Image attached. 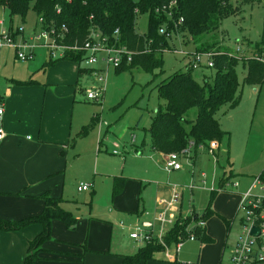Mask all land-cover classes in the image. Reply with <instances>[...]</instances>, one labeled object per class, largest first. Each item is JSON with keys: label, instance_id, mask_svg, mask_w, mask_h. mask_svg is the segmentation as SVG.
Masks as SVG:
<instances>
[{"label": "rangeland", "instance_id": "1", "mask_svg": "<svg viewBox=\"0 0 264 264\" xmlns=\"http://www.w3.org/2000/svg\"><path fill=\"white\" fill-rule=\"evenodd\" d=\"M1 19H6L13 31L22 28L24 33L15 41L19 50L4 48L0 53V96L7 106L25 99L26 107L20 115L27 112V118L38 128L43 123L46 128L56 127L62 135L59 139L64 140L59 141L65 146L59 152L61 168L45 186L46 191L51 190L55 197L65 201L64 208L73 213L77 223L74 229H69L63 222L55 221L46 248L61 254H79L75 264H121L122 256L134 255L145 246L129 237L136 223L143 220L136 217L137 212L145 210L147 218H152L164 196L169 198L173 187H177L183 197L178 208L189 215L187 219L199 214L205 217L208 208L213 210L215 215L206 220L205 233L215 242L200 248L197 233V240L185 242L178 262L167 261L161 253L155 263L229 264L243 229L244 214L237 212L238 193L246 191L250 179L264 172V85L256 88L244 83L245 63L240 62L237 69L241 85L239 105L234 109L225 106L216 114L227 134L220 146L214 152L203 144L189 146V154L180 156L183 169L168 174L161 166L163 158L148 145L143 155L137 151L144 141L146 144L150 141L146 131L156 110L166 107L158 87L189 68L201 87L206 81L212 83L216 73L214 68H208L206 55L201 56L198 69H192L197 45L187 32L179 28L168 38L171 49L159 56L163 73L152 74L141 68L117 72L115 67H110L102 101L91 102L85 100L86 89L99 86L98 80L90 74L79 78V63L61 61L52 68L46 65L50 61V49L45 46L42 24L33 12L25 20L16 17L10 21L9 12L2 9ZM149 22V15L139 14L136 31L147 34ZM263 25L264 0L242 7L222 22L223 48L234 54L240 49L239 54L248 57L252 50L246 45L260 40ZM29 47L34 51V60H18V51L29 53ZM60 55L57 51L56 58ZM97 57L99 62L95 67H88L85 61L81 67L106 70L102 62L104 55ZM14 82L31 84L23 90L17 89L9 98L7 91L13 89ZM197 116V108L187 112V130ZM35 132L26 130L23 136L33 139ZM114 151L119 155H113ZM231 171L235 175L230 182H240V191L233 189L231 183L222 187ZM117 176L126 182L122 194L114 196ZM80 184L92 188L79 193ZM13 192L0 189V218L19 221L42 212L44 202L40 197L26 198ZM42 232V225L36 223L21 232L0 234V264L12 263L18 255L23 258L29 242ZM170 249L173 251L175 246L171 245Z\"/></svg>", "mask_w": 264, "mask_h": 264}, {"label": "trees", "instance_id": "2", "mask_svg": "<svg viewBox=\"0 0 264 264\" xmlns=\"http://www.w3.org/2000/svg\"><path fill=\"white\" fill-rule=\"evenodd\" d=\"M257 1L260 0H0V10L9 12L10 21L16 17L25 20L33 12L41 22L43 31H55L58 46L83 47L95 33L109 47L125 48L131 53L132 60L128 64L125 59L116 69L117 72L141 68L152 74L157 71L163 73L159 56L171 49L168 38L179 28L187 32L197 45L196 53L213 56L216 73L213 82L206 81L204 87L196 83L190 68L186 72L174 74L159 85L158 90L166 101V107L157 109L146 132L151 150L168 156L172 153L181 155L192 144H203L209 148L214 142L221 144L227 134L222 130L216 114L225 106L234 109L241 101L237 71L240 62L246 65L244 83L256 88L264 85V62L241 56L240 49L234 54L223 48L225 37L220 31L224 20ZM171 5L174 6L170 8ZM169 12L171 16H168ZM139 14L149 15V31L145 35L136 31ZM163 25H167L169 37L160 34ZM7 27L13 32L15 41L19 34H23L19 29L13 31L9 25ZM249 47L251 53L264 57V25L260 40L252 45L248 43L246 48ZM85 57L83 51L66 50L63 57L56 59L50 51V61L46 65L54 66L61 61L79 63L78 76L81 78L93 72L81 67ZM193 108L198 109V116L187 130L185 115ZM145 146L143 142L141 148ZM233 176L230 172L223 180L222 187ZM125 182L123 177L114 178V196L123 192ZM42 199L45 206L39 215L19 221L0 218L1 233L21 232L36 223L42 225L43 232L29 242L23 264H36L48 252L45 246L52 239L54 221L63 222L69 229L76 227L77 219L64 208L63 199L55 198L50 192L44 194ZM214 215L211 208L205 212L206 219ZM190 221L180 220L175 234L170 238L175 239L177 235L185 237V229ZM197 233L202 235L199 238L202 245L214 242L202 231ZM162 252V248L157 245H146L134 255L123 256L121 264H148L157 261V255Z\"/></svg>", "mask_w": 264, "mask_h": 264}, {"label": "built area", "instance_id": "3", "mask_svg": "<svg viewBox=\"0 0 264 264\" xmlns=\"http://www.w3.org/2000/svg\"><path fill=\"white\" fill-rule=\"evenodd\" d=\"M174 5H171L172 8ZM171 16V12L168 13ZM20 32L24 33L22 28ZM160 34L167 37L170 33L166 28L160 29ZM53 35V37L51 36ZM45 41V46L53 52V57L56 58V52L60 51L61 58L64 56L66 50L83 51L86 53L85 62L88 67H95L99 58L97 55L103 54L102 62L106 65V70L100 71L93 70V77L97 81V85L92 86L86 91V99L91 102H101L107 85L108 72L110 67L119 68L123 62L131 63L132 56L125 48L115 49L109 47L105 41H102L100 36L93 33L90 39L84 44L83 47L74 46L68 48L65 46H58L55 31H43L41 35ZM38 38H40L38 36ZM4 48H16L13 32L9 27H5L4 22H0V51ZM29 53H22L18 51L17 58L20 61H30L34 59V51L29 47ZM239 51V49H238ZM209 57L208 68H214V58L211 54H204ZM201 54L195 55V63L192 69H198V64L201 61ZM249 57L264 62V57H259L257 54H251ZM56 58V59H57ZM92 69V68H88ZM4 116V99L0 96V141L6 137L2 127V120ZM219 147L217 142L210 146L211 151H215ZM190 151H185L183 154H189ZM118 154L117 151L114 152ZM180 154L172 153L168 155L163 162V168L166 172L172 173L181 171L183 169ZM228 182L227 185H229ZM231 186L234 189L240 188V183L232 182ZM92 187L90 185L81 184L78 188L79 192H88ZM183 197L179 193L177 187H173L171 196L163 198L161 201L162 209L156 214L153 220L144 221L134 227L133 232L130 234V239L140 245H157L162 248L163 256L167 261L175 262L179 252L185 245L186 241H195L197 239V232L203 230L207 226L206 218L203 214L192 215L191 224L185 229V237L177 235V238L171 239L175 234V228L180 221L182 211L179 210L178 205L182 202ZM237 212L244 214L243 229L239 241L236 243L232 251L229 264H264V172L258 177H254L248 189L240 194V202ZM258 230V234H254V230ZM171 239V240H169ZM171 245L175 246L172 251Z\"/></svg>", "mask_w": 264, "mask_h": 264}, {"label": "crops", "instance_id": "4", "mask_svg": "<svg viewBox=\"0 0 264 264\" xmlns=\"http://www.w3.org/2000/svg\"><path fill=\"white\" fill-rule=\"evenodd\" d=\"M2 21L4 22V25L6 27L7 26L6 19H1L0 22ZM7 49H11V48H7ZM251 54L253 53L250 52V55ZM33 60H30V61H33ZM25 62H28V61H25ZM54 66H49V68H52ZM91 70H94V69H91ZM98 70L104 71L103 69H98ZM92 76L93 75L90 74V77ZM14 84L15 86H13V89L7 91L8 94L10 95L9 98L15 95V92L17 89L23 90L24 88H28L27 86H30L31 83L30 84H19V82H14ZM8 100L10 101V99ZM85 100L87 101L86 98ZM26 102L27 101L25 99H22L19 103L12 102V104L10 103V105L7 106L6 100L4 99V116L2 120V127L4 129L6 137L3 141H0V189L14 191L13 192L14 195H20L26 198L40 197V199L44 202V200L42 199V196L44 194H46L47 192H50L53 195L51 190L46 191L48 188H46L45 184L50 179V177H52L61 168L62 164L60 162L59 152L60 150H63L65 146L61 145L59 141L63 142L64 140L59 139V137L62 138V135L58 134L59 131H57L56 127L46 128V124L43 123L38 128L37 125H35L34 122L31 120V118L29 117L27 118V112L24 113L23 115H20V113L23 112L26 107ZM137 124L139 125V123ZM45 128H46V132H44ZM26 130H31V131L35 130L36 131L35 138L32 139V137L30 136L24 138L23 133ZM16 132L19 134L16 135L15 134ZM62 132H66L64 128H62ZM134 142L135 141L133 140V143ZM148 143L146 144L145 147H147L148 145V148H150V141ZM141 147L142 145L137 149V151H140V155H143L146 148L145 147L141 148ZM114 152H113V155H115ZM153 153L163 158V161L161 163V166H163V162L165 161L167 156L162 153L156 152V151H153ZM61 155L63 154L61 153ZM118 155L119 154L115 156H118ZM175 172H179V171H175ZM231 172L233 173V175H235L233 171ZM250 180L252 182L253 178ZM80 186L81 184L79 185V187ZM241 188H242V184L240 183V188L236 190L240 191ZM77 191L79 192L78 189ZM79 193H85V192H79ZM241 193L242 192L238 193L239 198H240ZM53 196L55 197V195ZM55 198L61 199L58 197H55ZM164 198H168V197L164 196ZM141 201L142 200H140L139 202V207H140ZM44 206H45V203H44ZM161 209H162V205L160 204L159 206L156 207L154 216L150 219L147 218L148 213L145 210L138 211L136 217L139 219H143V220L138 221L136 225L144 221L153 220V218L156 216V214ZM182 214L183 215L181 216L180 220H184V221L187 220L188 218L187 216L189 215L185 214V212L183 211H182ZM223 219L226 220L225 218ZM191 221L187 224V226L191 224ZM203 230H199V231H203L202 232L203 234H205L207 237H210L208 234L205 233V229ZM0 234L6 236V234H10V233L0 232ZM200 236L202 235L199 234V238ZM211 239L214 241L213 238ZM199 245H200V248L203 246L201 244L200 239H199ZM184 247L185 245L182 247L181 251L179 252L175 263L179 261L181 252L183 251ZM45 249L48 252L44 254L42 256V260L38 261L36 264H75L76 262H78L76 258L79 257V254L72 255V254H67V253H63V254L56 253V252H53L47 249L46 246H45ZM27 251H26V254H24L23 258L22 256L18 255L16 258L14 257V262L9 263V264H23L24 258L27 255ZM122 259H123V256L121 258V262H122ZM157 261H151L148 264H158V263H155Z\"/></svg>", "mask_w": 264, "mask_h": 264}, {"label": "water", "instance_id": "5", "mask_svg": "<svg viewBox=\"0 0 264 264\" xmlns=\"http://www.w3.org/2000/svg\"><path fill=\"white\" fill-rule=\"evenodd\" d=\"M254 234H258V230L257 229L254 230Z\"/></svg>", "mask_w": 264, "mask_h": 264}]
</instances>
